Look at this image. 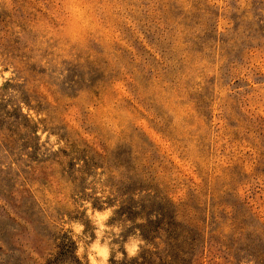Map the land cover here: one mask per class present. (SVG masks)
<instances>
[{
  "label": "rangeland",
  "instance_id": "obj_1",
  "mask_svg": "<svg viewBox=\"0 0 264 264\" xmlns=\"http://www.w3.org/2000/svg\"><path fill=\"white\" fill-rule=\"evenodd\" d=\"M0 264H264V0H0Z\"/></svg>",
  "mask_w": 264,
  "mask_h": 264
}]
</instances>
